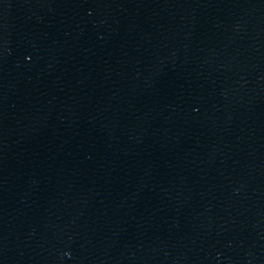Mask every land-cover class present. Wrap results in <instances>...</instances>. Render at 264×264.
<instances>
[{"label":"water","instance_id":"obj_1","mask_svg":"<svg viewBox=\"0 0 264 264\" xmlns=\"http://www.w3.org/2000/svg\"><path fill=\"white\" fill-rule=\"evenodd\" d=\"M0 264H264V0H0Z\"/></svg>","mask_w":264,"mask_h":264}]
</instances>
